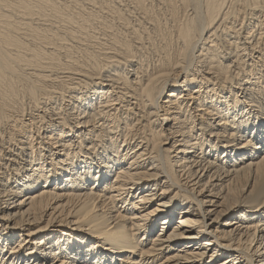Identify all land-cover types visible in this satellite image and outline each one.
Returning a JSON list of instances; mask_svg holds the SVG:
<instances>
[{
	"label": "bare ground",
	"instance_id": "6f19581e",
	"mask_svg": "<svg viewBox=\"0 0 264 264\" xmlns=\"http://www.w3.org/2000/svg\"><path fill=\"white\" fill-rule=\"evenodd\" d=\"M0 264H264V0H0Z\"/></svg>",
	"mask_w": 264,
	"mask_h": 264
}]
</instances>
